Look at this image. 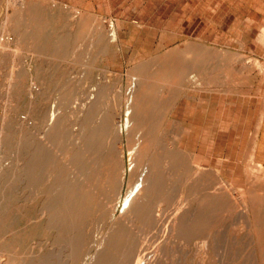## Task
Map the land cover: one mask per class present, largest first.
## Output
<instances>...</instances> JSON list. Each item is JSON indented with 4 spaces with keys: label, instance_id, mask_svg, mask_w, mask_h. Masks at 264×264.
Wrapping results in <instances>:
<instances>
[{
    "label": "bare ground",
    "instance_id": "bare-ground-1",
    "mask_svg": "<svg viewBox=\"0 0 264 264\" xmlns=\"http://www.w3.org/2000/svg\"><path fill=\"white\" fill-rule=\"evenodd\" d=\"M32 2L39 8L51 6L60 11L57 15H46L39 10L36 14L34 11L25 15L7 13L4 20V28L11 24L15 42H23L36 58V73L26 68L24 76H9L0 98L4 106L0 117V153L10 158L0 161V264H79L92 251L90 259H85L88 264H183V258L192 251L195 252L192 264H213L221 234L231 229V239L237 243L249 232L253 219L246 220L244 227L231 226V222L238 223L248 215L236 199L240 196L234 197L220 179L223 175L218 167L204 162L203 154L163 136L164 127L155 117L157 113H168L172 103L163 96L158 82L163 79L166 87L177 86L189 71L188 67L184 68V60L195 58L192 53L195 47L188 45L182 51L178 45L167 50L159 56L154 74L147 69L149 65L137 64L124 101L121 97L114 99L117 108L122 103L126 105V131L116 124L112 115L100 121L95 118L107 88L103 83L88 95L85 103L82 98L75 101L76 108L85 106V110L76 112L74 123L78 126L70 131L67 128L70 102L64 99L65 95L49 92L51 83H63L60 65L55 60L71 37L78 40L90 29L94 15L87 16L83 11L73 14L72 8L66 9L61 1L27 0L26 7ZM95 20L98 26L93 40L99 46L97 57L101 47L109 44L111 37H118V32L116 27L106 28L102 19ZM10 41L9 36L0 38L2 59L7 55L4 49ZM47 57L51 63L46 62ZM63 84L64 88L69 87L67 82ZM36 124L38 131L34 130ZM67 132L71 133L69 141ZM121 142L129 149L130 171L125 167ZM63 145L70 162L61 157ZM90 147L104 149L103 158L111 165V177L107 175L113 181L114 191L109 194L110 199L121 196L125 183L128 185L124 208L119 213L105 200L90 198L74 169L86 158ZM177 168L184 182L180 198L172 177ZM254 168L262 170V166ZM260 177L264 179V175ZM256 181L257 184L251 181L247 193L257 192L258 185L264 187V180ZM37 183V190L30 193ZM244 191L240 200L247 207L249 197H245ZM88 205L93 212L99 211L101 222L109 224L96 246L92 244L91 227L86 229L85 215L92 213L91 209L87 211ZM171 205L174 209L169 210L173 211L166 214ZM142 223L156 228L153 235L161 234L156 244L141 237L137 227Z\"/></svg>",
    "mask_w": 264,
    "mask_h": 264
},
{
    "label": "rangeland",
    "instance_id": "rangeland-1",
    "mask_svg": "<svg viewBox=\"0 0 264 264\" xmlns=\"http://www.w3.org/2000/svg\"><path fill=\"white\" fill-rule=\"evenodd\" d=\"M26 1L0 0V38L9 36L14 41L5 47L7 55L3 59V48L0 50V98L8 86L9 76H24L26 68H32V73H36V58L32 52L23 42H15L11 24L4 28L6 14L25 15L33 11L36 14L39 10L46 15H57L60 11L51 6L39 8L36 2L27 8ZM60 1L67 6L66 9L72 8L73 14L83 11L87 16L94 15L90 29L78 40L71 37L54 61L60 65L61 81L67 82L69 87L64 88L63 83L55 81L51 83L49 92L65 95L64 99L70 102L67 103V128L70 131L78 126L74 123L76 112L85 110V106L76 108L75 101L82 98V103H85L88 95L99 89L101 83L107 88L97 106L96 120L112 115L116 124L126 131V105L122 103L117 108V100L115 102L114 99L121 97L124 101L134 69L144 63L154 74L159 56L167 50L178 45L182 51L188 45L195 47L192 52L195 58L184 60V68L188 67L189 71L177 84L178 87H166L163 79L158 82L162 85L161 93L163 91V96L170 98L172 103L168 113H157L155 117L164 127L163 136L203 154L204 162L218 167L223 175L220 179L231 189L234 197L240 196L236 199L248 215L238 223L231 222V226L244 227L246 220L254 221L250 220L249 232L237 243L231 239V229L221 234L214 249L213 264H264V187L256 185V194L246 192L252 182L257 184L256 180H264L260 177L264 175V0H46ZM96 17L102 19L106 28L116 27L118 32V37H111L109 44L101 47L97 57L99 46L93 40L94 29L98 26ZM46 62L51 63V59L47 57ZM106 65L108 67L104 68ZM28 74L30 77L31 73ZM168 81L170 84V78ZM3 112L4 106L0 104V117ZM38 127V124L34 125V130L38 131ZM70 137L71 133L67 132L66 140L69 141ZM119 146L125 150V167L130 171L129 149L125 142ZM103 150L90 147L82 161L84 163L74 169L85 183V191L90 198L96 197L99 202L105 200L115 206V213H119L124 208L128 185L125 183L121 196L110 199L109 194L114 191L113 181L109 178L111 165L103 158ZM61 152L63 160L70 162L66 147ZM2 155L0 153V161H9V156ZM254 167L262 170H253ZM216 168L215 173L218 172ZM257 174L260 175L258 179ZM172 177L180 194L177 198H180L184 182L178 168ZM36 185L29 190L30 193L37 190L39 184ZM29 191L25 189L26 193ZM243 191L245 197H249V200L244 197L247 207L240 200ZM87 207V211L91 209L92 213L85 215L86 229L91 227L94 235L92 244L96 246L109 224L101 222L98 210L93 212L89 205ZM173 207L171 205L165 210L166 214ZM137 228L141 237L145 240L150 238L148 241L153 245L160 239L161 234L153 235L155 227L142 223ZM194 253L192 251L183 258V264H192ZM91 254L93 251L79 264H88Z\"/></svg>",
    "mask_w": 264,
    "mask_h": 264
}]
</instances>
